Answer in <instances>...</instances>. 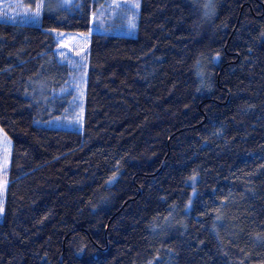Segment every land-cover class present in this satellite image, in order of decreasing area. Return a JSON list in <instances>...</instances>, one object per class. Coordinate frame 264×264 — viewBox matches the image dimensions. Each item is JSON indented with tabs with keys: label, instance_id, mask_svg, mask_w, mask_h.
<instances>
[{
	"label": "trees",
	"instance_id": "obj_1",
	"mask_svg": "<svg viewBox=\"0 0 264 264\" xmlns=\"http://www.w3.org/2000/svg\"><path fill=\"white\" fill-rule=\"evenodd\" d=\"M98 4L0 21V264H264V0H139L134 35ZM54 31L91 33L81 129L44 123Z\"/></svg>",
	"mask_w": 264,
	"mask_h": 264
},
{
	"label": "rangeland",
	"instance_id": "obj_2",
	"mask_svg": "<svg viewBox=\"0 0 264 264\" xmlns=\"http://www.w3.org/2000/svg\"><path fill=\"white\" fill-rule=\"evenodd\" d=\"M71 1L72 0H68L67 5L61 8L57 5L61 3L62 0H0V21H8L15 24H32L24 22V18L36 11L37 3L45 5L41 9V13L44 11L56 13L64 8H68ZM98 2L99 11L92 16V27L90 32L106 31L126 35H134L136 33V20H138L139 8L129 11L126 7H115L116 5L131 4L134 0H98ZM137 2L139 3V0H137ZM130 23H134L135 27L130 29ZM90 32L86 34H77L74 32L54 31L58 43L54 56L56 61L59 62L58 64L67 65L69 77L67 85L53 91L52 94H49L47 85L44 86V88H40L41 84L38 81L35 82V84L37 83L39 86L38 88L36 85L35 90L39 89L41 91L43 89L42 93L48 92L47 96H45L46 98L51 95L50 99H52V101H47L50 107L52 108V103L55 102L54 109L60 108V113L58 115L44 121V123L49 126L64 129L82 128L85 86L84 74L87 68L88 48L91 38ZM77 53H79V55H77ZM199 67H202V64H200ZM199 74L201 75L200 79H202L201 77L204 74L203 69L199 71ZM40 91L37 92L41 94ZM66 95H69V99H71L72 103L69 107L66 106L61 110L62 104H66L65 101L68 99L65 97ZM69 109H71V111H69ZM3 134H5L4 131ZM7 139L10 143L5 146L3 143V135L0 134V165L3 166L2 169H0V185H3V189L0 190V205L3 207V195L5 186L8 183V168L12 148L11 139L8 136ZM5 160L7 163H5ZM2 217L3 213L0 214V221ZM166 220H164L163 223H166ZM165 264H170V262H165Z\"/></svg>",
	"mask_w": 264,
	"mask_h": 264
},
{
	"label": "snow or ice",
	"instance_id": "obj_3",
	"mask_svg": "<svg viewBox=\"0 0 264 264\" xmlns=\"http://www.w3.org/2000/svg\"><path fill=\"white\" fill-rule=\"evenodd\" d=\"M67 3H68V0H62V2L59 3L57 6L63 8L67 5ZM44 6L45 5H43L42 3H37L36 4V11L34 13H32L31 15L25 17L24 22L32 23V24L38 23V21L40 19V15H41V9ZM115 7H126L129 11H132L134 9H138L140 7V4L137 2V0H134V2L131 4L116 5ZM206 7H210V5L206 6ZM134 27H135V24L130 23L129 28L131 29ZM77 55H79V53H77ZM84 75L86 76V73ZM0 134L3 135V143L5 146H7L10 142L8 141L6 134H3L2 129H0ZM5 163H7L6 160H5ZM2 167L3 166L0 165V169H2ZM193 179H194V177H193ZM2 189H3V185H0V190H2ZM3 212H4V207L2 205H0V214H2Z\"/></svg>",
	"mask_w": 264,
	"mask_h": 264
}]
</instances>
